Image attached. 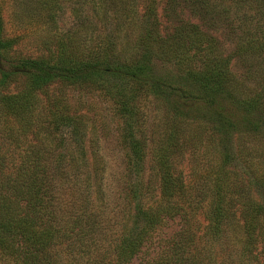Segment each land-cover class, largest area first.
<instances>
[{"label":"trees","instance_id":"trees-1","mask_svg":"<svg viewBox=\"0 0 264 264\" xmlns=\"http://www.w3.org/2000/svg\"><path fill=\"white\" fill-rule=\"evenodd\" d=\"M80 88L124 122L115 212L105 169L67 147L86 135ZM175 219L142 264H264V0H0V264H133Z\"/></svg>","mask_w":264,"mask_h":264},{"label":"rangeland","instance_id":"rangeland-1","mask_svg":"<svg viewBox=\"0 0 264 264\" xmlns=\"http://www.w3.org/2000/svg\"><path fill=\"white\" fill-rule=\"evenodd\" d=\"M154 1L159 6L160 14H163L164 0ZM70 7L62 10L61 26L65 30L74 27L75 20ZM79 7L76 6V8ZM77 13H80V11H77ZM186 15L190 16V13L186 11ZM184 16L185 14L182 17L184 18ZM187 16L185 18H189ZM34 27L35 25H32L31 28ZM35 28L33 31L38 30V27ZM102 33L104 35L106 34L103 30ZM219 36L222 42L228 47L229 43L226 41V37L221 34ZM98 41L96 40L95 42ZM229 49H231L230 46ZM234 71L238 75L242 74V68L238 61L234 62ZM67 94L72 113L84 125L86 134L80 145L76 146L71 143L67 147L70 149L73 148L78 153H80V149H84L83 154L85 153L86 158H89V162L84 159L82 163L83 167H93L98 164L105 169V179L103 182L106 194L105 200L109 211L114 210L115 212L123 206L125 196L129 190V180L127 177L129 159L127 155V143L124 139L125 128L123 119L119 116L113 101L102 92L80 88L68 90ZM142 107L144 111L143 124L145 134L151 136L153 131L158 133L157 129L160 125L162 107L154 105L152 101L143 102ZM140 125H142L141 120ZM62 136L69 137L66 131H64ZM60 137L58 136V139ZM185 165L186 163L183 166ZM151 166L152 157L149 148L144 171L145 177L151 172ZM179 229V219L169 222L155 238L154 245L133 264H142L143 260L149 258L150 255L148 253L152 255L155 248L158 250V247L164 245L165 240L173 237Z\"/></svg>","mask_w":264,"mask_h":264}]
</instances>
